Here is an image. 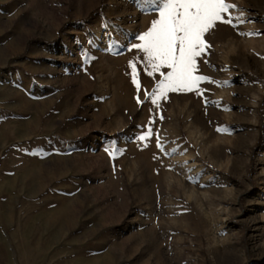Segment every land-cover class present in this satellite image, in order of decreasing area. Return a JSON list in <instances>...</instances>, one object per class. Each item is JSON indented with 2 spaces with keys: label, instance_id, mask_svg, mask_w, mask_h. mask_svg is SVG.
<instances>
[{
  "label": "rangeland",
  "instance_id": "1",
  "mask_svg": "<svg viewBox=\"0 0 264 264\" xmlns=\"http://www.w3.org/2000/svg\"><path fill=\"white\" fill-rule=\"evenodd\" d=\"M163 2L0 0V264H264V0L161 95Z\"/></svg>",
  "mask_w": 264,
  "mask_h": 264
},
{
  "label": "snow or ice",
  "instance_id": "2",
  "mask_svg": "<svg viewBox=\"0 0 264 264\" xmlns=\"http://www.w3.org/2000/svg\"><path fill=\"white\" fill-rule=\"evenodd\" d=\"M230 7L234 5L225 0H164L159 19L139 37L143 41L140 50L147 54L152 71H159L162 67L171 69L157 88L161 95L168 91H192L206 79L194 74L197 71L196 57L209 46L203 37L216 22L231 23L221 15ZM130 67L133 83L139 89L136 65L130 64Z\"/></svg>",
  "mask_w": 264,
  "mask_h": 264
}]
</instances>
